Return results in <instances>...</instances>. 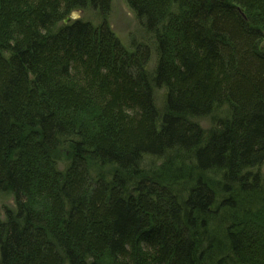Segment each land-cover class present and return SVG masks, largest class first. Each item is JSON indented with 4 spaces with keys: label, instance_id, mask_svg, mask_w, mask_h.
Listing matches in <instances>:
<instances>
[{
    "label": "trees",
    "instance_id": "trees-1",
    "mask_svg": "<svg viewBox=\"0 0 264 264\" xmlns=\"http://www.w3.org/2000/svg\"><path fill=\"white\" fill-rule=\"evenodd\" d=\"M125 1L153 75L105 20L61 23L111 0H0V264H264V0Z\"/></svg>",
    "mask_w": 264,
    "mask_h": 264
},
{
    "label": "rangeland",
    "instance_id": "rangeland-1",
    "mask_svg": "<svg viewBox=\"0 0 264 264\" xmlns=\"http://www.w3.org/2000/svg\"><path fill=\"white\" fill-rule=\"evenodd\" d=\"M69 17L75 19L73 21L80 20L89 22L93 27H98V25L105 20V22L109 25L110 31H112L114 36L128 53H134L136 51V47H147L150 50L151 55L146 69L150 75H153L155 73L157 56L154 45V37L151 33L143 29V27L139 24L134 12L128 6L125 0H111L110 12L105 19L100 17L97 12L91 10L88 7L83 10H73L72 12H70ZM152 90L154 105L156 106L155 109L161 116L165 114L166 90L163 87H153ZM229 116L230 110L227 105L215 107L207 116L195 119V124L203 130L206 137L209 132L216 130V127L219 125V123L228 119ZM60 148V151L54 156V159L57 162L63 163L66 160L67 148L64 147V145L60 146ZM148 163V159L145 158L144 161L141 162L139 167L142 170H148L149 168H146ZM246 172L253 173L254 175L259 173L261 179H263L264 176L263 168L248 169L244 173ZM146 174H149V172H146ZM261 181L263 182L264 180ZM13 205L14 198L12 196L0 194L1 214H3L5 208L8 210H13ZM1 218L4 219L3 216H1ZM259 220L263 222L264 219L262 217L259 218ZM99 264H107V262L99 261Z\"/></svg>",
    "mask_w": 264,
    "mask_h": 264
},
{
    "label": "bare ground",
    "instance_id": "bare-ground-1",
    "mask_svg": "<svg viewBox=\"0 0 264 264\" xmlns=\"http://www.w3.org/2000/svg\"><path fill=\"white\" fill-rule=\"evenodd\" d=\"M237 9H238V11H240L239 8H237ZM69 14L61 18L62 25H68V24L72 23L71 21L75 20V19H72V17H69ZM64 22H67V23H64ZM154 107H156V106L154 105ZM195 119H197V118H195ZM195 119H192V118L188 117L187 121L190 122V123H196Z\"/></svg>",
    "mask_w": 264,
    "mask_h": 264
},
{
    "label": "water",
    "instance_id": "water-1",
    "mask_svg": "<svg viewBox=\"0 0 264 264\" xmlns=\"http://www.w3.org/2000/svg\"><path fill=\"white\" fill-rule=\"evenodd\" d=\"M64 23H67V22H64Z\"/></svg>",
    "mask_w": 264,
    "mask_h": 264
}]
</instances>
